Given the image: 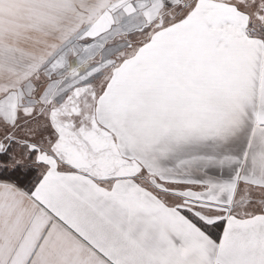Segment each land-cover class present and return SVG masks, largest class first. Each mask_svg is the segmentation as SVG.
<instances>
[{"label":"snow or ice","instance_id":"1","mask_svg":"<svg viewBox=\"0 0 264 264\" xmlns=\"http://www.w3.org/2000/svg\"><path fill=\"white\" fill-rule=\"evenodd\" d=\"M0 264H264V0H0Z\"/></svg>","mask_w":264,"mask_h":264}]
</instances>
